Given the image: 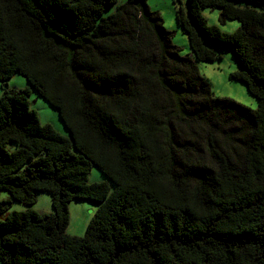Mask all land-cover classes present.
<instances>
[{"label":"trees","instance_id":"1","mask_svg":"<svg viewBox=\"0 0 264 264\" xmlns=\"http://www.w3.org/2000/svg\"><path fill=\"white\" fill-rule=\"evenodd\" d=\"M176 17L197 61L232 51L256 109L214 96L148 0H0V82L30 86L0 97V192L54 209L0 201L1 264H264V0H188ZM73 200L98 205L84 236L67 232Z\"/></svg>","mask_w":264,"mask_h":264},{"label":"rangeland","instance_id":"2","mask_svg":"<svg viewBox=\"0 0 264 264\" xmlns=\"http://www.w3.org/2000/svg\"><path fill=\"white\" fill-rule=\"evenodd\" d=\"M127 0H119V4L125 3ZM181 1V2H180ZM148 0V4L153 11H158L164 19L166 29L174 32L173 42L180 48L182 55L192 57L199 66L200 72L211 84L215 97L230 98L249 108L256 109L258 100L252 96L247 86L238 80L231 78L232 73L240 70V65L231 50L221 46L210 45L223 53V58L215 62L197 61L191 51L188 36L182 31L177 21V9L180 3L188 9V0ZM115 11V8H108L106 15ZM204 16L211 25H217L224 32L233 33L238 29L240 23L237 21H229L225 25L219 20L220 12L218 10L205 9ZM21 90L30 88L28 81L20 74H16L7 82H0V97L4 94L6 88ZM31 94V101L37 110L42 124H51L59 133L68 137L67 131L59 112L51 107L34 89ZM106 180V176L97 167H94L90 174L91 182ZM0 201H11L10 211H22L32 208L41 214H51L54 212L52 205V197L47 192L38 193V201L28 207L20 202L13 200L6 191L0 192ZM98 205L87 200H73L70 205V224L67 232L72 236H84L88 225L90 224ZM1 264V261H0Z\"/></svg>","mask_w":264,"mask_h":264}]
</instances>
